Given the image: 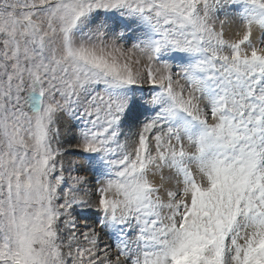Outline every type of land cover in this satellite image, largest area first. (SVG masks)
I'll list each match as a JSON object with an SVG mask.
<instances>
[{"label":"snow or ice","instance_id":"1","mask_svg":"<svg viewBox=\"0 0 264 264\" xmlns=\"http://www.w3.org/2000/svg\"><path fill=\"white\" fill-rule=\"evenodd\" d=\"M0 264H264V0H0Z\"/></svg>","mask_w":264,"mask_h":264}]
</instances>
